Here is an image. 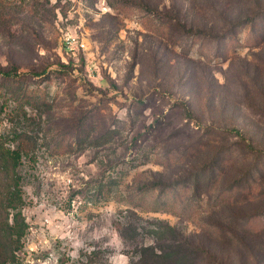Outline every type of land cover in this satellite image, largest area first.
Instances as JSON below:
<instances>
[{"label":"rangeland","instance_id":"1","mask_svg":"<svg viewBox=\"0 0 264 264\" xmlns=\"http://www.w3.org/2000/svg\"><path fill=\"white\" fill-rule=\"evenodd\" d=\"M259 2L0 0V136L25 137L16 264H264Z\"/></svg>","mask_w":264,"mask_h":264},{"label":"trees","instance_id":"2","mask_svg":"<svg viewBox=\"0 0 264 264\" xmlns=\"http://www.w3.org/2000/svg\"><path fill=\"white\" fill-rule=\"evenodd\" d=\"M253 4L255 6L258 5V8H260L261 6L259 0H253ZM251 21H253V16L250 17L249 14L245 17H243V15L241 14L231 17L233 27ZM1 72L3 75H10L9 72ZM36 75H39V73H37ZM235 131L241 134V132H239L238 130L235 129ZM14 134H18V132L14 131ZM15 137L18 138L19 144L16 148L12 149L10 147L4 146L2 138L0 136V164L2 167L1 169L6 171L7 177L9 178V183L6 185V189L0 195V264H16V252L22 247V238L25 235L27 229V223L25 222V219L22 216L21 212L23 198L20 185L21 179L19 173L17 172V169L21 163L23 152L25 153V141L23 142V140H25V137L20 134L15 135ZM211 163L212 162L210 161L208 165L209 167L204 169L205 171L207 170V176L209 177V179L212 178L213 169H216V167H210ZM253 168H256L255 165L251 167V169ZM193 178V187H198V180L200 176L197 172H195ZM234 186H238V183L234 182ZM263 210L262 212H264ZM216 225L226 229V227L222 224L218 223ZM169 229L177 235L176 246L183 248V250L187 249L199 252L202 245H199V243L196 242L195 239L188 241L189 239L186 236H183L178 233L175 227H169ZM159 250L160 251H158V253H154L155 257L159 258L160 260H166L169 257H173V255L176 253L174 252L173 254H171L174 250H167L164 248H161ZM213 250H215V248L209 247L206 252L210 253Z\"/></svg>","mask_w":264,"mask_h":264}]
</instances>
